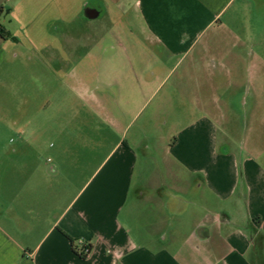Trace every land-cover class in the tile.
Returning <instances> with one entry per match:
<instances>
[{
	"label": "crops",
	"instance_id": "0c3cea01",
	"mask_svg": "<svg viewBox=\"0 0 264 264\" xmlns=\"http://www.w3.org/2000/svg\"><path fill=\"white\" fill-rule=\"evenodd\" d=\"M80 6L138 26L58 143L0 144V264H264V0Z\"/></svg>",
	"mask_w": 264,
	"mask_h": 264
},
{
	"label": "rangeland",
	"instance_id": "374dc122",
	"mask_svg": "<svg viewBox=\"0 0 264 264\" xmlns=\"http://www.w3.org/2000/svg\"><path fill=\"white\" fill-rule=\"evenodd\" d=\"M81 1L0 0V26L9 33L0 37V144L9 139L58 143L59 122L67 119L59 115L62 104L78 102L77 94L87 98L82 82L102 92L104 84L95 85L94 79H104V62L121 60L119 45L131 44L127 26H138L132 14L120 20L117 11L109 17L103 10L98 19L89 20L82 15ZM164 123L161 118L159 126L144 134L146 148L140 155L152 153L144 155L152 166L159 143L170 135Z\"/></svg>",
	"mask_w": 264,
	"mask_h": 264
},
{
	"label": "built area",
	"instance_id": "2783aa9c",
	"mask_svg": "<svg viewBox=\"0 0 264 264\" xmlns=\"http://www.w3.org/2000/svg\"><path fill=\"white\" fill-rule=\"evenodd\" d=\"M82 252L85 254V255H88L89 253V248H87L86 245H84L83 249H82Z\"/></svg>",
	"mask_w": 264,
	"mask_h": 264
},
{
	"label": "trees",
	"instance_id": "16d2710c",
	"mask_svg": "<svg viewBox=\"0 0 264 264\" xmlns=\"http://www.w3.org/2000/svg\"><path fill=\"white\" fill-rule=\"evenodd\" d=\"M1 11H2V8L0 7V13H1ZM0 35L2 36L3 34L1 33V30H0Z\"/></svg>",
	"mask_w": 264,
	"mask_h": 264
},
{
	"label": "water",
	"instance_id": "95a60500",
	"mask_svg": "<svg viewBox=\"0 0 264 264\" xmlns=\"http://www.w3.org/2000/svg\"><path fill=\"white\" fill-rule=\"evenodd\" d=\"M89 11H94V10L90 9ZM86 12H88V10H86ZM87 15H89V14H87Z\"/></svg>",
	"mask_w": 264,
	"mask_h": 264
}]
</instances>
